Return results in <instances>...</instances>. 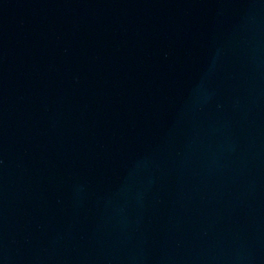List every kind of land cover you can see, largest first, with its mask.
Returning a JSON list of instances; mask_svg holds the SVG:
<instances>
[{"label": "water", "instance_id": "95a60500", "mask_svg": "<svg viewBox=\"0 0 264 264\" xmlns=\"http://www.w3.org/2000/svg\"><path fill=\"white\" fill-rule=\"evenodd\" d=\"M0 264H264V0H0Z\"/></svg>", "mask_w": 264, "mask_h": 264}]
</instances>
